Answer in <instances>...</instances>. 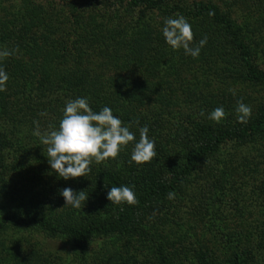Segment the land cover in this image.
<instances>
[{
    "label": "trees",
    "instance_id": "trees-1",
    "mask_svg": "<svg viewBox=\"0 0 264 264\" xmlns=\"http://www.w3.org/2000/svg\"><path fill=\"white\" fill-rule=\"evenodd\" d=\"M179 16L192 47L207 37L198 58L164 41ZM0 50V264H264V0H0ZM79 97L137 140L147 126L156 156L130 163V144L59 178L34 131ZM125 185L138 203H110ZM65 188L88 200L65 206Z\"/></svg>",
    "mask_w": 264,
    "mask_h": 264
},
{
    "label": "clouds",
    "instance_id": "clouds-1",
    "mask_svg": "<svg viewBox=\"0 0 264 264\" xmlns=\"http://www.w3.org/2000/svg\"><path fill=\"white\" fill-rule=\"evenodd\" d=\"M162 35L165 43L173 50L183 49L186 55L193 58L199 57L201 49L207 43V37H204L198 46H191L192 26L183 16L166 19ZM11 54L7 50H0V60ZM8 80L7 72L0 68V92L6 90ZM251 111L249 106L240 102L236 108L238 121L246 123ZM224 116L223 107H217L208 114V119L219 123ZM34 135L40 138L42 145L47 146L46 156L50 168L64 180L87 177L93 163L100 164L109 159H116L130 144L132 145L130 163L143 165L156 156L155 141L149 137L147 126L139 129L137 140L130 125L115 115L112 108L104 106L96 112L86 97L66 101L58 129L42 135L37 126ZM61 195L65 199V206L75 209H80L88 200L84 191L75 192L71 188L63 189ZM168 198L173 199L174 193H169ZM107 199L115 205L131 206L138 203L133 188L127 185L110 187Z\"/></svg>",
    "mask_w": 264,
    "mask_h": 264
},
{
    "label": "rangeland",
    "instance_id": "rangeland-1",
    "mask_svg": "<svg viewBox=\"0 0 264 264\" xmlns=\"http://www.w3.org/2000/svg\"><path fill=\"white\" fill-rule=\"evenodd\" d=\"M193 206V203H191ZM191 209V208H190ZM190 212V211H189ZM39 240L43 242L44 245L50 248H54L56 250H61L64 249L65 247L60 243V241L53 240L50 238H46L44 236H39Z\"/></svg>",
    "mask_w": 264,
    "mask_h": 264
}]
</instances>
